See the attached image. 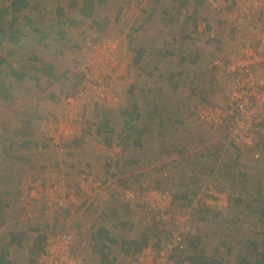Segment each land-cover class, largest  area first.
Masks as SVG:
<instances>
[{
	"label": "rangeland",
	"instance_id": "obj_1",
	"mask_svg": "<svg viewBox=\"0 0 264 264\" xmlns=\"http://www.w3.org/2000/svg\"><path fill=\"white\" fill-rule=\"evenodd\" d=\"M71 1L72 0H30L29 2L30 6L21 12L20 17H19L20 23H19V26L17 25L18 28H16L17 31L19 30L18 34L21 35L20 53L18 54L19 56L17 57V61L19 64L18 69H20L21 72L27 71L28 73L30 72V74H32L33 76H36L37 75L36 70H38L37 67L41 66L43 62L44 64L49 65V66H51L52 64L53 65L57 64L58 65L57 72L55 71L54 66H51L53 68V72L56 73V75H58L62 71L67 70L69 72L68 76L64 78L65 76L62 75L60 76V80H59V77L54 74V76L57 79L52 80L49 78L50 82L48 81L49 84L48 85L46 84L45 89H40V88L35 89L32 87V85L37 84L35 83V81H32L31 83L30 81L25 80L24 82L21 83L20 87L14 90V95L12 98H10L8 94H5L4 91L0 90V115L4 117L6 116L7 112L12 111V116L14 117L13 119H15V121L10 119V121L6 123L0 122V128L3 131H5L7 127L9 129H12V127H15V125H25L27 127V130L24 127H20L23 130L20 131L18 134L11 135L10 136L12 139L10 141L11 143L6 144L8 146L15 145L18 148V151L25 149L26 150L24 152L25 154H16L15 152L14 154H12L13 151L10 148H5L0 151L1 153L3 150H5L2 152V155H5V156L2 157V159H0V167H1V171L3 172V174L6 175V178L11 180L12 178H14L16 170L20 172V170L18 169L20 167V164L27 165L26 168L28 170L24 173H21L18 177H21V179L31 178L32 180L30 184L34 180H37L44 185H54L63 179L65 180V184L68 183L69 185V193L74 191V183L80 174L90 173L94 175L99 181L101 182H104V181L98 178V176H96L98 174H96L91 167L89 168V165L86 168L83 167V169L82 168L74 169L72 172L68 171L69 169L64 171L65 170L63 168L64 163L58 162L57 160H55V158L57 159L56 155L54 156V151L56 150V146L48 142L44 138L43 133H42L43 129L49 127V125H52V123L58 125L59 123L56 121L57 117H59L58 119L62 120L63 117L66 116L67 113H68L67 116L69 117L70 114L68 112V108L71 106L74 108L75 112H74V115L72 114V119L70 120H74V116L75 114H77V116L84 122V124H86L85 128L81 131V133L89 125L88 119L90 120V122L95 119V113H96L95 107H97V105L95 104L100 105L99 108H101V111L99 115L105 116L108 113V111L106 112V110L102 107L107 104L95 101L94 93L92 89L88 87V84L84 81L83 71H84V67L86 63L88 62V61L86 62V60L89 59L88 55L92 54V50L93 52L95 50H99L104 45H106V48L114 47V55L120 60H123L125 62L126 67H127V72L129 73V78L126 81L124 80L114 81L113 80L111 81V83L109 81V84H111L112 89H114L113 88L114 86L115 88L119 87L122 90V88L124 89L126 88L127 84L130 81V77L131 78L133 77V80H134L135 73L138 72L136 68L132 65L131 58H130L131 56L130 54H132L131 52H133V49H134L133 47H137L142 43L145 46H147V41L150 40V38L147 37L146 32H145L148 27L143 29V23H142V20L140 19L141 14L138 11L141 8L144 9L145 7L143 6L144 0H109L111 2H109L108 0H101L102 2L99 4L97 8V13L95 15L96 19H98L97 21H95L96 23H90V24L84 25V27H86L87 29L86 32L89 35V36H86L88 37V40L84 39L83 35L85 34L78 32V30L76 29L78 27L68 28L66 27V25L60 27L57 24V19L60 18L58 14L56 13L57 9L60 7L63 9L67 8L68 4H70ZM74 1H77V0H74ZM251 1L252 0H241L240 3L238 4H237V1H232L230 8L226 9L223 13H220V14L209 11L204 2L201 13L202 14L205 13L204 9H206V11L210 15L209 19L211 23L215 24L217 19L221 15L223 16L225 15L226 19L227 17L230 19V16H236L237 14L239 15L241 12L240 8L245 4V2L250 3ZM4 5L5 4L3 3V6ZM183 6H187V3H184ZM188 6L189 8H191L190 5ZM119 9L121 10V12L118 14H121V15L122 13L123 15L130 14V13L138 14L137 15V19H139L137 20L138 24L137 25L135 24V26L134 25L129 26L130 23L127 22L126 19H125L126 23H124L125 20L123 19V17L119 19L118 18L113 19ZM186 9L182 10L185 12L182 14V16H185V18L187 19V14L190 11L187 9L189 11L188 12L186 11ZM68 10H66L65 12L67 15H70ZM2 17H5V19H9L10 13H8L7 16L3 14L0 18ZM214 18H217V19H214ZM198 21H202V20H200L199 18ZM197 22L195 23V26ZM254 22L255 21H253V23ZM123 23L125 25H123ZM87 25H89L93 29L87 28ZM190 25H191L192 30H196L194 29V24H190ZM209 25L210 24H208V27L210 28ZM224 27L226 28V26ZM167 28L168 27L160 28L162 29V33H165V36H162L163 40L159 42L155 41V43H154V40H152V43L149 45L150 49L152 50L149 52V54L146 53L147 58L151 57V60L154 61L153 64H150V66L148 63L145 64L147 67L145 68L146 69L149 68V70L147 71L152 72L154 70L153 69L154 67L160 65V68H157V69L158 71L161 70L162 73L158 74V71H157V72H153L149 74L148 77L147 75L145 77V75H143L145 73L142 70H139V72H142L143 74L139 72H138L139 74H137L139 79L137 80V83L136 82L135 83L136 85L139 83L138 87H141L143 85L147 87L149 85L154 88V87H157L158 81L162 85H167V87H169L170 83L172 82V79L170 78L171 77L170 73L171 71H173V69L172 70L170 69L167 72V67H175V66L178 67L177 63L174 66H172V64L177 62L178 57L182 55L183 53H189L193 47L192 45H193L194 40H191L193 42H184L180 40L178 37L173 38L172 34H170V37H171L170 38L168 36L169 30ZM247 28H252V27H247ZM61 29H64L67 32L66 35L69 37L70 40H72L71 42L73 43L74 41L76 45L78 44V46L72 45L71 42H65L63 41V39H60L58 37L55 38V36L57 35L56 32H58ZM163 29L167 31L165 32ZM213 30L216 32L218 37L214 40V42L211 41L213 43L212 45H209L211 43H202L201 40L205 42L206 38H204L205 37L204 34L202 36L200 35L201 48L199 49V51L203 54V56L201 57L200 60L197 61L196 73L194 72V74H196V78H197V87L198 86L202 87L205 93L198 90V94H196L197 101L194 103L196 105L204 104V103L206 104L220 103L225 100L224 94H223V86L225 85L224 84L225 77L221 71V68H216L213 63L217 59H219L220 61L226 62V60L230 59L231 57H235L233 53H234V48L236 47L237 41H238L236 34H235L236 40L233 36L231 39H229L228 37H226V33H227L226 30H219L218 28L213 29ZM45 33L47 36L50 35V38L46 40L45 42H38V40L42 37L41 35ZM61 33H64V32L61 31ZM121 39L123 40L121 41ZM87 43L89 45H92V48L90 47L89 50L87 47L88 46ZM83 44H85L87 56L84 59V62L82 63V67H81L80 66L81 59H82L81 51L83 49V47L81 46ZM135 44L137 46H135ZM43 45H46L45 47H47V48H44V51H43ZM61 45L64 47L62 54L59 51V49L62 48ZM157 47L161 48V51H164V52L173 51L171 52L172 56L166 57L165 55V57L164 56L159 57L157 54L152 56L153 49H158ZM189 47H190V50L188 49ZM119 49L121 51L120 54H118ZM31 53L36 54V58H35L36 60L30 58V56H32ZM10 60L12 61V59ZM186 66L189 67V65H186ZM81 68H82V73H81L82 78L79 83L81 86L79 85L80 88L78 87L76 89L78 85V84L76 85V82L78 83V79L80 75L78 71L79 69L81 70ZM184 68L185 67L183 66L182 69ZM207 68L208 70H206ZM159 75H162V78H159L158 77ZM146 79H152L153 84L151 83V80L149 83L144 84V80ZM8 80L9 78L7 76L3 74L0 75V83L2 82L7 83ZM204 84L209 85L212 89L209 88L208 86H206L208 87V89L203 88ZM70 85L73 87V89L68 88ZM51 86H56L59 89L57 90L59 91V95H57L54 99L52 98L49 99L47 95V91H46L48 87H51ZM191 87H188V91L186 90L187 92H185L186 94H188L187 96H189L191 89H193ZM208 90H210V93H208ZM124 91L125 90H123L122 92ZM79 93H82V96H79L77 98ZM171 96H173V92L171 93ZM69 98L74 99V102L69 104L67 101V99ZM49 102L55 105L51 106ZM86 102L88 104L87 106H86ZM125 105H129L128 101H126ZM169 105H171L172 107ZM169 105H167L166 107L165 105H163L161 106V108L156 107V110L159 111L157 114L162 112L160 115H167L166 111H169L168 113L171 114L174 111L173 100L169 101ZM15 106H18V109L20 111L19 115L13 114V111H14L13 107ZM123 109H126V107H124ZM163 110H166V111L163 112ZM139 114L141 118V115L143 114H141L140 112ZM123 116L124 117L121 119L120 125H119L120 129H121L123 120L126 119L125 114H123ZM151 117L152 115H149V119L145 118V120L142 118L141 123H140V118H136L132 123L134 129H138L136 127H139V125L144 124V126L141 127L140 129L143 128L145 129V132L156 133L161 128L157 126L158 125L157 119L154 120ZM262 122L264 123V112H262ZM116 123L117 121L114 122L115 126H116ZM204 126L209 128L208 125H204ZM174 128L175 126H173L172 124L169 131L173 132ZM263 128L264 127H261L260 129L259 127H257L256 129L257 135H259V138L261 139V141H262L261 135L262 134L264 135ZM29 129L32 130V132L34 131L33 133L35 132L37 133L36 135L34 134L35 138H33V136L28 137L27 133ZM124 130H127L125 128V123L121 131L123 132ZM137 135H138L137 133L134 134L133 142L129 144L130 148H125V145H126L125 142H127V139L123 141L124 144L121 140H119V138H113L110 141L111 144L115 142L121 143L120 146L122 150L119 155L118 165L119 164L124 165L125 162L128 163L129 162L128 159L130 158V156L133 159L135 151L131 149H135L137 147H138V150L140 149L141 144L139 143V139L137 138ZM93 140L95 141L96 145L99 144L98 139L93 138ZM26 142H28L27 145L25 144ZM71 144H74V142L72 143L70 142L61 147L69 151V147L70 146L73 147V145ZM110 147L111 145L108 148L107 158L105 160L106 167H107V170L109 169V167H113V169L116 170L117 163L111 164L110 163L111 161L109 160ZM132 151L134 152L132 153ZM257 153L259 155L258 159L254 158V154H252L253 159L251 158L249 159V157H246L245 159L251 160L250 163L260 161L261 160L260 149H258ZM242 154H246V153L242 152ZM49 155H50V158L47 157ZM135 156L140 157V154L136 153ZM67 158L69 159V157ZM132 159L130 158V161H132ZM25 160H29L30 164L23 163ZM35 162L40 163V166H38L37 164H34ZM33 166L35 167V169ZM243 169L244 171H242L241 168L235 167L231 171L227 172L229 173L228 178L230 180V185L228 186L221 185V179L223 177L222 173H225L222 167L218 168L217 172L212 177L205 178L206 182L203 181L201 183L202 184L208 183L210 184L212 189H214L215 191L226 193L229 196V199H231L229 200L230 205L232 204L230 206L231 208L229 212L233 211V214H231L230 216L231 217L235 216L236 219H240L242 221L247 220V222H250L251 225L249 226V229H255V228L259 229L256 231V234H257L256 236H257V239H262L264 236V215L260 217L257 216L255 218L254 217L245 218V217H242L243 215L239 216V214L241 213L238 211L239 207L237 206L238 203L236 199L237 198L236 193L239 187L242 190H244L243 187H245V185L241 183L240 185H237V183L235 182H237V180H239V178H241V176L244 175V172L246 174L248 173L245 171V168ZM114 170L111 172H115ZM9 172H12V174L9 175ZM103 173L108 174L105 171H103L102 174ZM161 174L165 178L168 176L169 179L172 176L171 175L169 177V174H170L169 169L167 170L164 169V171ZM169 179L167 180V182H169ZM116 180L118 181L117 177H116ZM142 180H143L142 178H138V176L135 174L131 176V180L128 181V185L126 186V188L116 187L112 189V193L109 196L111 197L110 207L112 208L114 205H117L116 203H118L119 205L117 206V210H112L114 211L113 214L115 215V217L111 221V224L114 223L116 225V229H111V228L110 229H97L96 228L97 226L95 227V229H91V228L90 229H80L77 227L80 218L83 217L84 211L83 213H80L78 211L79 207L77 206L76 202L79 199H83V198L96 200L98 197H100L102 191L105 189L106 187L105 183H103L104 186L102 187V189L99 190V192L96 195L89 197L86 195L78 194V198L76 199V201L70 200L69 202H67L68 204L64 210L57 209L59 207L56 206L57 207L56 208L53 205L52 200H45L44 202L46 203H43L42 206H39V207H42L44 211L41 209V210L33 212L32 209H34L35 206L27 207L29 208L28 211L32 215L37 212L36 217L38 220H36L35 222L40 223L41 225L39 226V229H38L39 232H35L33 231V229H30V230L28 229L29 231L27 229L25 230L26 233L31 234L29 238V242H25V240L23 242L22 240L23 243L21 244L20 248L19 249L17 248L18 255L17 256L15 254L13 255V261L15 260L14 263L16 264H35L36 254L42 249L44 243L46 242V239L49 236H52L55 233L61 232L63 230H67L73 233V235L76 238V242L78 239L81 243H85L84 253L86 251L89 254V256L86 255L85 258L79 256V260L81 261V264H125L129 258H132L141 248L144 247L142 245L144 243L151 244V245H157V247H159L160 245L166 244L168 240L170 239L169 235L171 236V233L169 232L168 229H171V228L169 227V228L159 229L156 226L158 223L157 219L147 214L145 205L142 202H143L144 193L148 191L149 189L156 188V189H162V190H167V191L168 189L159 187L158 185L154 184V180L149 181V183H146V181L143 182ZM201 187L202 185L201 186L199 185V188ZM9 188L10 187H8V189ZM25 188L28 189L29 187L25 186ZM110 188L111 186L106 187L105 190L107 191V189L109 190ZM251 189L252 187L250 185V190ZM195 191L196 189L192 193H187L185 195L186 201H181L180 198L179 200L174 199L176 200V202L181 203V204H178L180 206H185V205L189 206L194 203L197 206V208H191V214H190L191 219H189V221L187 222L188 230H187V233L185 234L187 250L186 252H181L178 255H176V259L173 264H192L190 258H192V256L194 255H200L203 253L208 257L218 256L219 258L223 260V264H238L236 256L235 258H233L234 255L233 256L227 255L225 249H223L224 247L225 248L230 247L231 244L235 245L236 241L234 242L232 240H234L233 237H235L237 234V231H238L237 229H239L238 226H236L237 228L234 227V229H228V227H230L229 222H228L229 216H227V213H229L228 211L224 213L226 214L225 216L223 215L224 217L222 215H218V217L212 218V216H214L215 214L211 213V210H204L203 207L198 208L200 205H203L202 200L205 199L207 195L199 194L196 197L197 192ZM60 192L64 193V190H61ZM253 192H254V196L256 197L264 196L263 190H260V192L258 193L256 189L254 190L252 189L251 193L249 192V194L247 193L246 195L249 196ZM130 194H133L134 198L128 199L127 197H129ZM13 195L14 194H12L11 196L15 197ZM94 204L95 206H90L85 211H87L88 209L101 210L100 208L97 207L96 205L97 203H94ZM125 205H128L130 207L132 206L134 209L128 206L126 208ZM132 211H135V213H133ZM32 215L31 217L29 216V214L27 215L26 217L27 219L25 223H27L31 219H35V217H32ZM130 223L133 224V228H132V225L129 227ZM101 230H104L107 234L102 233ZM35 233H38V234L35 236ZM19 234L22 236V233H19ZM101 234L102 236L107 235V237H108V234H111V239L113 241L107 240L106 243L102 242L105 239L100 241L98 236L99 235L101 236ZM196 235L200 236L199 239L201 240V243L198 239L199 243L196 249H193L191 247L188 250L189 243L191 242L193 243L195 241L194 238L197 237ZM38 236L42 238H38ZM102 236L100 238H103ZM134 239L137 241H135ZM230 239L232 240L230 241ZM31 242L33 243L32 245L29 244ZM226 242L228 243L227 245H225ZM195 243H197V240L193 244ZM236 247H237V243H236ZM218 248H219V251H218ZM228 256L230 257V259ZM195 257H198V256H195Z\"/></svg>",
	"mask_w": 264,
	"mask_h": 264
},
{
	"label": "crops",
	"instance_id": "obj_2",
	"mask_svg": "<svg viewBox=\"0 0 264 264\" xmlns=\"http://www.w3.org/2000/svg\"><path fill=\"white\" fill-rule=\"evenodd\" d=\"M26 1V7L24 9H27L30 6V0ZM83 0H77V4L71 6L68 4L67 8H58L61 12V17L57 19V24L62 27L65 26L68 28L72 27H78L76 28L78 32L85 34L83 35L84 39L88 38L86 36H89L86 32V27H84L85 24L90 23H96L98 19H96L95 15L97 13V8L99 6V2L101 0H94V8L93 12L87 16L81 15V6H82ZM109 1V0H108ZM200 6L198 3V0H144V9H139L140 19L143 23V29L147 28L146 35L148 38H150L149 41H147V46H145L143 43L137 46L133 47V52L130 54L132 65L136 68V70L139 72V70H142L145 74L142 72H139L143 75H148L157 72L160 68V65L154 67L152 72H149L146 69V63L153 64L154 61L151 60V57L147 58L146 53L149 54V52L152 50L150 49L149 45L152 43V40L155 41H162V36H165V33H162L161 27H168L169 30L168 36L170 37V34H172L173 38L178 37L180 40L184 42H193L191 40H194L193 47L189 53H183L180 55L177 59V62L170 63L172 66L178 64V67H167V72L171 69L173 79L172 82L178 83L179 88L176 89L174 86L167 87V85H162L159 81L157 82V87L147 86L144 85L141 87H138L139 83L136 85L139 74L138 72L135 73L134 80L133 77H130V81L127 84L126 88H114L115 91V99L114 101H110L107 105L103 106L108 113L105 116H100L101 108L99 104L97 107H95V119L90 122L88 119L89 125L87 128L79 135L77 140L74 142L73 145L69 147V151L67 149H63L62 147L57 148L54 151V156L56 155L58 162H63L64 166L63 168L66 171H73L74 169H83L88 167H91L94 172L98 175V178L102 179L105 183L106 187L111 186V188L107 191L103 190L100 197H98L95 200L91 199H79L76 203L79 207L78 211L80 213H83V217L80 218L78 222V228L80 229H116V225L114 223L111 224V221L114 219L115 215L113 214L114 211L117 210V205H114L112 208L110 207V194L112 193V189L116 187H123L126 188L128 185V181L131 180V176L137 175L138 178H142L143 182L146 181V183H149V181L154 180V184L158 185L162 188H167L168 191L173 195V197L176 200L186 201V194L192 193L195 189L197 192L196 197L201 194V188H199V185L201 186V182H206L205 178L212 177L217 172L218 168L222 167V169L225 171V173H222L223 177L221 179V185L222 186H228L230 185L229 180V171L236 168H241L242 171H244L243 168H245V171L248 172L247 174L244 172V175L237 180V185L244 184L245 187H243L244 190H242L240 187L236 193L237 196V206L238 211L241 213L240 215H243L242 217L245 218H255L257 216H263L264 215V196L262 197H256L254 196V192L247 196L246 194L249 192L251 193V190L256 189V191L259 193L260 190H263L264 192V135H261L262 141L259 145L260 152H261V160L257 162L250 163L251 160L245 159L246 157H249V159H253V150L249 149H239L235 145H233L226 137L224 132H214L210 128L205 127L201 123H199L196 119L195 112L197 105L194 104L197 101L198 90L203 91L202 87H197V78L196 74V65L197 61L201 59L203 54L199 51L201 48V42L202 43H211L209 45H212L213 43L211 41L201 40L200 42V35L197 33L196 30H192L190 24H194L199 18L205 19L208 24H210V28L212 29H219V30H226V37L229 39L232 38V36L235 38L234 33V27H235V21H233L231 18L227 19L226 16L221 15L217 19L215 24H212L210 21V15L205 10V13H201V10L203 9L204 2ZM111 2V1H109ZM187 2V6H183L184 3ZM3 3L5 4L3 6ZM101 3V2H100ZM10 4L11 0H0V17L4 14L7 16L8 13L11 15H15L10 10ZM191 8H189V6ZM141 6V7H143ZM146 8V9H145ZM190 11H188L187 9ZM22 9L20 13L18 14V17H20L21 12L24 10ZM69 9V10H68ZM183 9H186L189 13L187 14V17L189 19H186L185 16H182L184 11ZM66 10L69 11L70 15L66 14ZM192 11V12H191ZM121 10L119 9L114 16L113 19L121 18L127 20L129 22V26H132L135 24H138L139 19H137L138 14L130 13L126 15L118 14ZM144 12V13H143ZM193 12H196L194 14ZM143 14V15H142ZM193 14V15H192ZM191 19L194 20L191 21ZM5 19V17L0 18V28L4 30L5 34H0V75H5L9 78L7 83H0V90L4 91L5 94H8L10 98L14 95V90H16L18 87L21 86V83L25 80H28L32 83V81H35V85H32L33 88H40L45 89L46 84H49V78L43 74L41 69L46 66L42 62L41 66L37 67L38 70H36V76H33L26 72H21L20 69H18V61L17 57L20 53V46H21V35L18 34L19 30L17 31L16 28H18L20 19L18 20V24L15 25L14 29L16 30V34L12 35L11 31L7 30L6 27L11 21V19ZM183 17V19H182ZM208 17V18H207ZM167 18V19H165ZM221 18V19H220ZM223 19V20H222ZM60 21H63L64 25H60ZM123 20V21H124ZM126 20L124 23H126ZM196 20V22H195ZM72 21L73 23H70ZM162 22V23H161ZM123 23V25H125ZM190 23V24H189ZM189 24V25H188ZM18 25V26H17ZM6 26V27H4ZM226 26V28L224 27ZM160 27V28H159ZM87 28H91L89 25H87ZM135 28V27H134ZM172 28V29H171ZM93 29V28H91ZM165 29V28H164ZM163 29V30H164ZM76 30V31H77ZM63 31L64 33H61ZM165 32L167 30H164ZM66 31L64 29L59 30L56 32L55 38L63 39L65 42H71L72 40L69 39V37L66 35ZM81 34V35H82ZM80 35V37H81ZM177 35V36H176ZM42 37L38 40V42H45L50 38V35L42 34ZM194 36V37H193ZM86 37V38H85ZM171 38V37H170ZM172 38V40H173ZM206 38V36L204 37ZM139 39V38H138ZM137 39V40H138ZM119 40V38H118ZM123 39H121L122 41ZM214 42V41H213ZM72 43V42H71ZM72 45H76V43L73 41ZM46 45H43V51ZM62 46V45H61ZM38 47V46H36ZM81 47H83L81 51V63L80 66L82 67V63L84 62V59L87 56L86 47L85 44H83ZM155 47V46H154ZM79 48V47H78ZM149 48V50H148ZM158 49H153L152 56L157 54L159 57L164 56L165 52L161 51V48L157 47ZM76 49V48H75ZM190 50V47L188 48ZM64 47L62 46L59 51L63 52ZM147 50V51H146ZM173 52V51H171ZM171 52L166 55V57H171ZM120 49L118 50V54H120ZM137 53L140 54L139 59ZM32 56H30L31 59L36 60V54L31 53ZM47 55V54H45ZM39 58V57H38ZM190 60H185V59ZM12 59V61L10 60ZM11 62H10V61ZM148 60V62H147ZM154 60V59H153ZM195 62L191 63V62ZM190 62V63H189ZM188 63V64H187ZM50 64V63H48ZM194 64V65H192ZM186 65H189L187 67ZM54 66L55 71L57 72V64L51 65ZM185 67L182 69V67ZM193 66V67H191ZM146 67V68H145ZM141 68V69H140ZM53 70V69H52ZM208 70V68L206 69ZM6 72V73H5ZM67 72V73H66ZM80 73L78 83L76 82V89L79 87V83L81 81V70L78 71ZM53 74L56 75L52 71ZM68 71L64 70L61 73H57L60 80V76H65L66 78L68 76ZM162 73L161 70L158 71V74ZM66 74V75H65ZM199 74V73H198ZM162 78V77H161ZM193 79V80H191ZM151 80V83L153 84L152 79H146L144 80V84L149 83ZM49 81V82H48ZM136 82V83H135ZM55 83V82H54ZM73 83V82H72ZM53 85V84H52ZM81 86V85H80ZM193 86V87H191ZM211 88L209 85H205L203 88L208 89ZM188 87H191V92L186 94L185 92L188 91ZM63 88V87H62ZM69 89H73V87L70 85L68 87ZM80 88V87H79ZM187 88V89H186ZM212 89V88H211ZM59 90L56 86L48 87L47 95L48 98L54 99L57 95H59ZM66 90V89H65ZM64 90V91H65ZM125 90L124 92H122ZM169 90V91H168ZM187 90V91H186ZM77 91V90H76ZM173 92V96H171V93ZM212 92V91H211ZM205 93V92H204ZM208 93H210V90H208ZM213 93V92H212ZM157 100V101H155ZM173 100V109L174 111L169 114V111L163 110V112L166 111L167 115H160L162 112L157 114L159 111L156 110V107L161 108V106L169 105V101ZM126 101H128L129 105H125ZM51 106H54L55 104H52L49 102ZM222 103V102H220ZM86 102V106H87ZM94 105V106H95ZM171 106V105H169ZM126 107V109H123ZM172 107V106H171ZM91 108V107H90ZM194 109V110H193ZM13 114L19 115L20 111L18 109V106L13 107ZM141 113L140 123L142 121V118L145 120V118L149 119V115H152L151 118L154 120L157 119L158 121V127L159 129L156 133H150L145 132V129H140L144 126V124L139 125V127H136L138 129H134L132 123L131 128L129 130H124L123 132L121 129L124 127L125 120H123L121 129L119 127L121 119L124 117L123 114L125 113ZM99 115V116H98ZM136 116V115H135ZM12 111L7 112L6 116L0 115V122H8L10 119H13ZM116 126L114 122H116ZM175 126L173 132H170L169 129L171 128V125ZM178 124V125H176ZM20 127H24L27 130V127L25 125H15V127H12V129H9L8 127L3 131L0 128V151L5 148H10L14 154H25V149L19 150L14 145H6L7 143L10 144L11 142V135L18 134L23 129ZM117 127V128H116ZM257 127L261 129V127H264L263 122H258ZM116 128V129H115ZM120 129V131H119ZM30 130V129H29ZM28 130V137H34V134L32 130ZM10 131V132H9ZM44 131V129H43ZM42 131V133H43ZM264 131V128H263ZM137 133V138L139 139V143L141 144L140 149L138 150V147L135 149H131L135 151V154L130 158L132 161H130V158L128 159L129 162H125L123 164L117 163L116 170L113 169V167H109L107 170L105 160L107 158V151L109 146L111 145V140L113 138H119V139H127L125 148H130L129 144L133 142V136ZM257 133V132H256ZM264 133V132H263ZM261 134V133H260ZM94 139H98L99 144H95ZM102 142V143H101ZM72 147V148H71ZM98 150V151H97ZM125 150V149H124ZM5 151V150H3ZM2 151V152H3ZM94 151V152H93ZM132 151V153L134 152ZM2 152L0 153V159L4 157L5 155H2ZM242 152H245L246 154H242ZM136 153L140 154V157H136ZM68 155V156H67ZM153 156V157H152ZM50 158V155L47 156ZM69 157V159L67 158ZM53 160V159H51ZM9 161V159H8ZM29 160H25L23 163L30 164ZM55 163V162H54ZM53 163V165H54ZM40 166V163H34ZM27 165L20 164V167L18 168L20 172L16 170L14 178L11 180L6 178V175L3 174L0 167V253L6 252L5 258H3V263L0 264H16L13 261V255H18V250L21 244L24 242H29L30 235L29 233H26L25 230L27 229H33L35 232H39V226L40 223H36L35 221L38 220L36 217V214H31L27 208L28 206L22 202L21 196L26 192V187L29 186L31 182V178H23L18 177L21 173L26 172L28 169L26 168ZM34 167V166H33ZM140 167V168H138ZM139 170H138V169ZM35 169V167H34ZM167 169L170 170L169 179L168 176L165 178L162 176V172ZM110 170V171H109ZM115 172H111V171ZM7 171V170H6ZM105 171L108 174H105L102 172ZM8 172V171H7ZM13 172V171H12ZM12 172H9V175L12 174ZM243 174V173H242ZM13 176V175H12ZM159 176V177H158ZM116 177L118 178V181L116 180ZM163 177V178H161ZM249 177V178H248ZM169 179V182L167 180ZM204 179V180H202ZM246 180V181H245ZM111 181V182H110ZM251 181V182H250ZM250 182V183H249ZM200 183V184H199ZM250 185L252 189L250 190ZM8 187H10L9 190ZM25 188V189H23ZM13 189V190H12ZM14 194L12 197L11 195ZM114 194V193H113ZM106 195V196H105ZM193 196V195H192ZM175 200V201H176ZM231 200V199H230ZM94 203H97V207L101 210H95V209H88L90 206H95ZM99 204V205H98ZM128 205H125L127 208ZM32 207V206H30ZM130 207V206H128ZM82 208V209H81ZM121 208V207H120ZM134 209L132 206L130 207ZM231 207L228 208V210H216L211 211V213L215 214L212 216L218 217V215H226L225 212H229ZM43 210L42 207H35L32 209L33 212L38 210ZM110 210V211H108ZM203 211V210H202ZM131 212V211H130ZM135 213V211H132ZM230 213V214H229ZM227 213V216H229V226L228 229H234V227L238 226L239 229H237V234L235 237H233L234 240L230 239V241H236L235 245L231 244L230 247L223 248L226 251L227 255H231L238 261V264H264V236L262 239H257L256 231L259 229H249V226L251 225L250 222L242 221L240 219H236L235 216L231 217L230 215L233 214V211H230ZM29 214L31 217H35V219H31L27 223L26 217ZM236 215V213H235ZM246 215V216H245ZM223 216V217H224ZM210 217V216H209ZM231 223V225H230ZM133 224L130 223L129 227ZM28 228H27V227ZM255 227V225H254ZM237 228V227H236ZM24 229V230H22ZM150 229V228H149ZM28 230V231H29ZM102 233L107 234L104 230H101ZM19 233H22V237ZM38 233H35V236ZM250 235V236H248ZM252 235V236H251ZM102 236V234H101ZM100 235L99 240L106 243L107 240L113 241L111 239V234H108L106 236ZM197 236V235H196ZM200 236H197L195 241L197 240V243L193 244L192 242L189 243L188 250L192 247L193 249H196L198 246V243L201 240L199 239ZM38 238H42L39 237ZM199 239V241H198ZM23 240V242H22ZM135 240V239H134ZM137 241V240H135ZM233 242V243H234ZM237 243V247H236ZM32 245L33 243H29ZM75 246V252L77 257H84L86 255L89 256V254L85 251L84 253V247L85 243H81L78 239ZM228 243L226 242L225 245ZM245 244V246H244ZM144 247L148 244H142ZM220 248V247H219ZM218 248V251H219ZM217 249V248H216ZM141 250V249H140ZM139 250V251H140ZM198 254V253H197ZM195 256L202 257L204 261H217L220 264H223V260L219 258L218 256L214 257H208L204 253L200 255H194L192 258H190L192 264H201L198 262L197 259H193ZM211 256V254H210ZM213 256V255H212ZM229 257V256H228ZM199 258V257H197ZM130 259V258H129ZM128 259V260H129ZM230 259V257H229ZM128 260L125 264H127ZM201 260V261H202ZM83 263V262H82Z\"/></svg>",
	"mask_w": 264,
	"mask_h": 264
},
{
	"label": "built area",
	"instance_id": "obj_3",
	"mask_svg": "<svg viewBox=\"0 0 264 264\" xmlns=\"http://www.w3.org/2000/svg\"><path fill=\"white\" fill-rule=\"evenodd\" d=\"M232 1H237L238 4L241 0H206L205 5L209 11L220 14L230 8ZM245 4L240 8L239 15L230 16L235 21L234 33L238 39L233 53L235 57L226 62L217 59L213 63L216 68H221L225 77V100L222 103L198 104L195 116L212 131H223L227 139L239 149L253 150L254 158L258 159L261 139L256 133V126L258 122H262L264 112V0H252ZM200 20L202 21L197 20L195 26L197 33L201 36L204 34L206 40L216 39L218 36L208 27L207 21L203 18ZM87 45L88 50L92 48V45ZM88 57V62L84 64V81L92 89L95 101L105 104L114 101L115 92L109 81L128 80L129 73L125 62L114 55V47L106 48V45L94 52L92 50ZM79 96L82 93L77 98ZM67 101L71 104L74 99L69 98ZM68 112L69 117L68 113L62 120L57 117L59 124L52 123L43 131L44 138L56 147L75 142L85 128L86 124L77 114L74 120H70L75 112L72 106L68 108ZM120 144H111V164L118 163L122 150ZM103 183L94 175L83 173L77 177L74 191L69 193V185L63 179L54 185H44L34 180L21 196V200L28 207H39L46 203L45 200H52L53 205L59 207L57 209L64 210L67 202L76 201L78 194L89 197L96 195L104 186ZM201 194H206L207 197L198 208L216 211L226 210L231 206L229 196L215 191L208 183L202 184ZM127 198L134 196L130 194ZM142 203L147 214L157 219L156 226L159 229L171 228L168 229L171 236L169 235L170 239L166 244L159 247L148 244L141 248L127 264H173L176 255L187 250V222L191 219V208L197 206L194 203L180 206L178 204L181 203L176 202L169 191L156 188L144 193ZM75 246L76 238L73 233L67 230L57 232L46 239L42 249L36 254L35 264H81Z\"/></svg>",
	"mask_w": 264,
	"mask_h": 264
},
{
	"label": "trees",
	"instance_id": "obj_4",
	"mask_svg": "<svg viewBox=\"0 0 264 264\" xmlns=\"http://www.w3.org/2000/svg\"><path fill=\"white\" fill-rule=\"evenodd\" d=\"M96 1V0H95ZM94 0H83L82 1V6H81V8H80V10H81V15H83V16H87V15H89V14H91V12H93V8H94V2H95ZM203 1L204 0H198V3H199V5L201 6L202 5V3H203ZM100 2H102V1H100ZM100 2L98 3V4H100ZM187 3V2H186ZM75 4H77V2L76 1H74V0H72L71 1V6H73V5H75ZM26 7V1L25 0H11V4H10V10H11V12L13 13V14H15V15H11V17H10V19H11V21L9 22V24L7 25V30H9V31H11V33H12V35H14V34H16L17 32H16V30L14 29V27H15V25L16 24H18V20H19V17H18V14L20 13V11L22 10V9H24ZM194 14H196V12H193ZM193 15V14H192ZM58 16L59 17H61V12H60V9L58 10ZM192 17L190 16V19H191ZM187 19H189V17H187ZM191 21H193L194 22V20L193 19H191ZM195 22H196V20H195ZM59 23H60V25H64L63 23V21H60L59 20ZM70 23H73L72 21H70ZM0 34H2V35H4L5 34V32H4V30L3 29H1L0 28ZM215 39H207L206 40V42L207 41H214ZM166 54L165 55H168L170 52H165ZM137 55H138V58H136V60H138L139 59V56H140V54L139 53H137ZM185 60H190V59H185ZM195 62L196 61H194V62H191V63H194L195 64ZM190 63V62H189ZM194 64H192V65H194ZM53 68L51 67V66H49V65H46L45 67H43L42 69H41V71L43 72V74L44 75H46L48 78H50V79H52V80H56L57 78L54 76V74L52 73V70ZM171 76V77H170ZM170 78L171 79H173V76H172V73H170ZM159 78H161L162 77V75H159L158 76ZM172 86H174L176 89H178L179 88V84L178 83H175V82H172L171 83V87ZM114 90V89H113ZM115 92V91H114ZM174 105V104H173ZM157 110H155V112H156ZM136 115V116H135ZM125 116H126V120H125V128L127 129V130H129L130 128H131V123H132V121L134 120V118L136 117V118H140V114L139 113H135V112H133V113H125ZM134 117V118H133ZM119 140H121L122 142L123 141H125V140H123V139H119ZM27 143L28 142H26L25 144L27 145ZM123 144H124V142H123ZM174 198V197H173ZM175 199V198H174ZM232 205V204H231ZM185 241H186V239H185ZM5 256H6V252H4L3 251V253H0V263H3V258H5ZM199 258H197V257H194L193 259H197L198 260V262H200L201 264H220L219 262H217V261H204V260H202L203 258L202 257H200V256H198ZM202 260V261H201Z\"/></svg>",
	"mask_w": 264,
	"mask_h": 264
},
{
	"label": "clouds",
	"instance_id": "obj_5",
	"mask_svg": "<svg viewBox=\"0 0 264 264\" xmlns=\"http://www.w3.org/2000/svg\"><path fill=\"white\" fill-rule=\"evenodd\" d=\"M200 18H201V17H200ZM76 140H77V139H76ZM76 140H75V141H76Z\"/></svg>",
	"mask_w": 264,
	"mask_h": 264
}]
</instances>
